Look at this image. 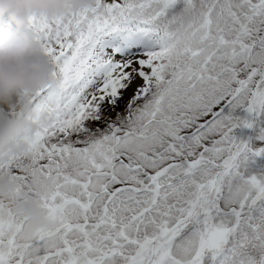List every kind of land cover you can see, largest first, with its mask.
I'll list each match as a JSON object with an SVG mask.
<instances>
[{
    "label": "snow or ice",
    "instance_id": "1",
    "mask_svg": "<svg viewBox=\"0 0 264 264\" xmlns=\"http://www.w3.org/2000/svg\"><path fill=\"white\" fill-rule=\"evenodd\" d=\"M32 23L58 84L9 167L48 224L0 198V264H264V0Z\"/></svg>",
    "mask_w": 264,
    "mask_h": 264
},
{
    "label": "clouds",
    "instance_id": "2",
    "mask_svg": "<svg viewBox=\"0 0 264 264\" xmlns=\"http://www.w3.org/2000/svg\"><path fill=\"white\" fill-rule=\"evenodd\" d=\"M96 0H0V198L8 201L32 227L48 224L47 215L27 191L17 193L10 161L27 151L26 137L36 129L33 101L38 93L58 84L55 64L35 36L32 19L52 21L72 10L90 8ZM40 119H45L41 114ZM35 192L42 189L32 185Z\"/></svg>",
    "mask_w": 264,
    "mask_h": 264
},
{
    "label": "rangeland",
    "instance_id": "3",
    "mask_svg": "<svg viewBox=\"0 0 264 264\" xmlns=\"http://www.w3.org/2000/svg\"><path fill=\"white\" fill-rule=\"evenodd\" d=\"M2 24V22H0V25Z\"/></svg>",
    "mask_w": 264,
    "mask_h": 264
},
{
    "label": "bare ground",
    "instance_id": "4",
    "mask_svg": "<svg viewBox=\"0 0 264 264\" xmlns=\"http://www.w3.org/2000/svg\"><path fill=\"white\" fill-rule=\"evenodd\" d=\"M0 26H2V24Z\"/></svg>",
    "mask_w": 264,
    "mask_h": 264
}]
</instances>
